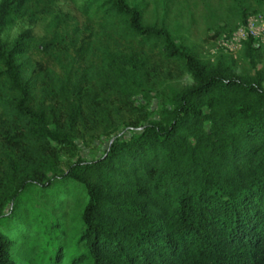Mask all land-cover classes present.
Listing matches in <instances>:
<instances>
[{"label": "trees", "instance_id": "obj_1", "mask_svg": "<svg viewBox=\"0 0 264 264\" xmlns=\"http://www.w3.org/2000/svg\"><path fill=\"white\" fill-rule=\"evenodd\" d=\"M58 1L0 0V32L47 18L42 36L28 27L0 41V264H264L255 37L242 41L249 67L237 73L178 35L195 23L230 32L264 0H83L82 24L56 11ZM152 57L192 83L163 92L158 117L99 157L56 167V145L73 144L83 91L147 96L141 69ZM42 169L51 175L41 179ZM15 232L31 236L29 259Z\"/></svg>", "mask_w": 264, "mask_h": 264}, {"label": "rangeland", "instance_id": "obj_2", "mask_svg": "<svg viewBox=\"0 0 264 264\" xmlns=\"http://www.w3.org/2000/svg\"><path fill=\"white\" fill-rule=\"evenodd\" d=\"M83 0L63 1L56 3V11L69 13L80 24L84 22L81 6ZM47 18L40 19L35 24L26 21H17L14 25L6 27L0 32V41L11 43L15 37L25 28H31L37 36L44 34V27ZM227 22V21H226ZM264 22V11L260 10L248 17V23L253 28L255 34L254 55L258 61V67L264 65V31L259 24ZM222 23H225L223 21ZM228 25H225L227 27ZM183 37L179 35L189 45L193 46L196 52L210 61L219 58L235 62L234 71L237 73L246 72L249 65L242 59V41L248 36V24L238 25L234 30L214 31L205 28L199 23H195L187 29L184 26ZM249 32V33H248ZM141 74L143 76V87L149 90L145 96L142 92L134 93L130 97L111 95L108 98L93 96L89 90H84L82 99V111L75 124L72 134L73 144L71 146H59L53 143L55 150L53 158L55 166L65 169L66 166L78 158L90 160L103 154L109 142L116 136L123 139L129 138L136 133L137 129L146 122L158 117L160 108V95L170 89H179L182 86L192 83L191 75L185 71L175 68L163 62L159 57H152L147 64L142 65ZM60 123L63 125L67 121V113L58 111ZM50 171L42 169L39 177H49ZM44 181V180H42ZM39 207L41 209L49 206ZM38 207V206H37ZM16 248L20 257L29 259L34 250H30L28 244L32 243L31 236L26 239L20 237L19 232H15ZM75 236L68 233L64 238L67 254L77 251Z\"/></svg>", "mask_w": 264, "mask_h": 264}, {"label": "built area", "instance_id": "obj_3", "mask_svg": "<svg viewBox=\"0 0 264 264\" xmlns=\"http://www.w3.org/2000/svg\"><path fill=\"white\" fill-rule=\"evenodd\" d=\"M248 24V29H249V34L250 35H252V36H255V34H254V32H253V28H252V24L250 25L249 23H247ZM259 27H260V29L262 30V31H264V22H262V23H260L259 24Z\"/></svg>", "mask_w": 264, "mask_h": 264}]
</instances>
